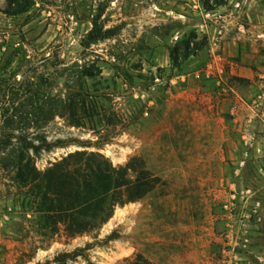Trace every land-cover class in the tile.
<instances>
[{
	"label": "rangeland",
	"instance_id": "374dc122",
	"mask_svg": "<svg viewBox=\"0 0 264 264\" xmlns=\"http://www.w3.org/2000/svg\"><path fill=\"white\" fill-rule=\"evenodd\" d=\"M37 89L68 107L8 126ZM8 132L67 145L33 156L41 171L87 150L156 184L97 230L51 234L0 163V264H264V0H0Z\"/></svg>",
	"mask_w": 264,
	"mask_h": 264
},
{
	"label": "trees",
	"instance_id": "16d2710c",
	"mask_svg": "<svg viewBox=\"0 0 264 264\" xmlns=\"http://www.w3.org/2000/svg\"><path fill=\"white\" fill-rule=\"evenodd\" d=\"M189 55L186 53L183 60ZM38 91L27 104L28 118L18 116L19 108H16V118H12L8 126L13 127L24 120L35 125L48 123L62 115L68 107L62 99ZM69 109H75L74 105L69 104ZM74 121L71 120V123L76 124ZM13 145L15 147H11ZM77 145L88 147L80 143ZM66 146L62 141L49 143L46 137L34 134L8 132L0 136V163L4 167H8L9 163L14 166L17 202L21 211L33 214L34 223L40 230L56 234L63 227L70 236L97 230L108 222L117 206L137 201L155 187L156 179L150 172L141 170L131 180L128 167L116 168L104 156L93 151L70 152L43 171L36 167L33 156L53 147ZM10 147L12 150L7 152ZM77 256L76 253H64L57 256L54 262L67 264L68 260ZM131 264L150 262L138 255Z\"/></svg>",
	"mask_w": 264,
	"mask_h": 264
}]
</instances>
